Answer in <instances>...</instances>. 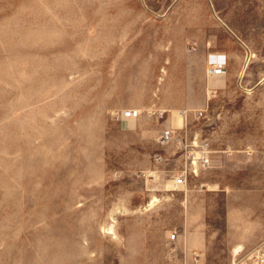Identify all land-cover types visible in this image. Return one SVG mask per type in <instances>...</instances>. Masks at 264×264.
<instances>
[{"label":"rangeland","instance_id":"rangeland-1","mask_svg":"<svg viewBox=\"0 0 264 264\" xmlns=\"http://www.w3.org/2000/svg\"><path fill=\"white\" fill-rule=\"evenodd\" d=\"M225 176L264 214V0H0V264H179L199 210L204 264H264L227 248Z\"/></svg>","mask_w":264,"mask_h":264},{"label":"crops","instance_id":"crops-1","mask_svg":"<svg viewBox=\"0 0 264 264\" xmlns=\"http://www.w3.org/2000/svg\"><path fill=\"white\" fill-rule=\"evenodd\" d=\"M225 70L223 73L217 76H212L210 78L213 81H221L223 85L225 78ZM209 79V78H208ZM134 109V108H133ZM140 113V112H139ZM122 114V112H121ZM121 120L119 125L121 129L128 130L135 128L136 123L132 120L134 118H127L123 115L120 116ZM200 153L196 154V159H194V164L199 170L211 169L207 164H201L199 158ZM210 162L215 158L214 152L211 151L207 154ZM244 158L247 161H251L255 157V152L251 145H245L242 148H222L221 149V170H226L231 165H238L240 158ZM221 194L224 197V208H223V226L224 235L226 242H228V247L234 245H243L245 247L254 246L259 240H264V214L256 213V207L253 202H258V197L253 196L252 192H245L241 190H234L230 186V181H226V176L221 177ZM209 190V189H208ZM264 201L263 199L261 200ZM202 212L199 210L195 213H188L186 216V224L192 223V227L183 226L181 233L176 237L183 242L182 248L188 251L191 257H185L178 259L179 264H204V252L206 250V234H205V223L203 221ZM199 252V258L193 257V254ZM198 254V253H197Z\"/></svg>","mask_w":264,"mask_h":264},{"label":"built area","instance_id":"built-area-1","mask_svg":"<svg viewBox=\"0 0 264 264\" xmlns=\"http://www.w3.org/2000/svg\"><path fill=\"white\" fill-rule=\"evenodd\" d=\"M212 61L209 62L208 64V68L206 70V74L208 76H217L223 73V66L220 62H218L217 60L211 59ZM138 111L134 110L132 108H129L127 110H125L122 115L124 117L127 118H135L138 116ZM172 137V133L170 131L164 130L162 134H160L159 139L162 143L167 142L170 138ZM205 146H203L204 148ZM208 152L206 150L202 151V154L200 155V162L201 164H208L210 159L208 157ZM175 183L178 185H182L185 182V179L183 176H177V178H175ZM169 239L170 240H174L175 239V234L174 233H170L169 235ZM258 250H256L257 252ZM259 252V251H258ZM259 260L262 263L264 261L263 259V253L259 252Z\"/></svg>","mask_w":264,"mask_h":264}]
</instances>
